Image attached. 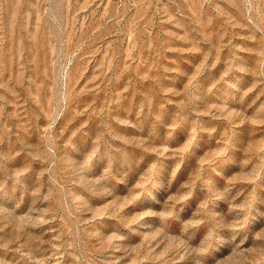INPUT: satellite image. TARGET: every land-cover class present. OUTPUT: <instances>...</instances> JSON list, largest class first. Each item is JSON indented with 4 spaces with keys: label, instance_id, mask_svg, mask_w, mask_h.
Returning a JSON list of instances; mask_svg holds the SVG:
<instances>
[{
    "label": "rangeland",
    "instance_id": "rangeland-1",
    "mask_svg": "<svg viewBox=\"0 0 264 264\" xmlns=\"http://www.w3.org/2000/svg\"><path fill=\"white\" fill-rule=\"evenodd\" d=\"M0 264H264V0H0Z\"/></svg>",
    "mask_w": 264,
    "mask_h": 264
}]
</instances>
